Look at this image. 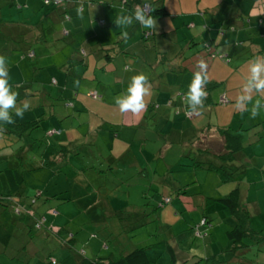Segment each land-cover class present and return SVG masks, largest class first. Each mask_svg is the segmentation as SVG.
I'll return each mask as SVG.
<instances>
[{
	"label": "crops",
	"instance_id": "obj_1",
	"mask_svg": "<svg viewBox=\"0 0 264 264\" xmlns=\"http://www.w3.org/2000/svg\"><path fill=\"white\" fill-rule=\"evenodd\" d=\"M159 1L164 5L166 3V0ZM122 5L129 11L135 8V6L132 9L129 8L121 0H62L59 5L56 0L47 5L44 0H0V35L10 40L8 57L17 56L15 61L14 58L9 59L8 68L15 65L20 73H22L21 67H24L26 71L42 70L41 73L35 72L30 81L25 79L15 83L16 88L13 91L19 94L17 103L22 104L27 100L30 102V108L34 109L37 106L40 109L49 110L43 127L49 132L57 129V133L53 136L59 133L62 136L61 141L66 146L72 144L71 149L78 147L81 139L80 134L76 132L78 128L75 129L74 122H71L68 117L76 110L77 105L82 107L79 109L82 110L81 114L86 112L87 103L107 111L103 114L97 112L92 114L91 130L93 125H99L107 118L112 120L113 114L119 112L114 97L126 92L131 77L137 73H144L151 85V96L146 98L147 104L158 103V108L163 106L168 109L181 106L188 110L184 103V94L193 73L197 70V62L203 58V53L205 54L203 48L213 58L210 64L207 63L208 77L210 83L214 84V87L208 91L210 101L216 99L213 89L220 82L225 85H221L216 90L219 96L217 100L226 108L233 106L235 97L241 91L242 86L229 85L231 76L224 77V75L233 70L229 65V59H226V54L230 58L235 54L234 42L241 37L245 23H249L248 19L245 21L244 18L247 17H244L243 13H240L239 23H234L232 26L227 21L216 22L211 19L219 14L214 6L207 8L210 11L209 16L200 14L202 9H198L197 12H195L196 9L179 11L174 17L168 16L167 13L156 17L157 26L153 36L144 38L146 30L139 24H134L127 29L129 39L125 42L121 35L122 30L114 23L116 14L122 11ZM32 6L37 11L40 9L43 11L36 22L32 21L35 14L33 11L31 15L25 14L30 8L33 10ZM77 9H80L79 14ZM166 9L168 12L169 8ZM255 12L258 14L257 19L261 20L264 10H255ZM235 18L238 19V15ZM101 19H104L106 23L101 24ZM210 20H212L211 25L207 24ZM205 24H207L206 27ZM201 25L203 30L193 33L195 28ZM66 30L67 33H65ZM246 33L244 31V34ZM208 41L211 42V48L205 46ZM200 42L203 44L202 51H199L202 55H191L193 50L189 51L190 47ZM35 44L38 45L36 48H34ZM251 45L253 52L248 63L256 55L264 56V44L253 41ZM198 46L201 47L200 44ZM219 48H223L220 52H224L225 56H217L211 52ZM186 53L191 55L190 60L185 57ZM41 75H45L46 79L43 80ZM217 75L223 76L224 79L219 77L216 79ZM35 79L38 80L36 89L33 84ZM52 79H55V83ZM50 82L53 83L52 87H49ZM237 88L240 91L233 95ZM85 92H91V94ZM94 94H97L96 98L93 97ZM41 100L44 101L43 104ZM203 110L190 119L192 124L180 122L178 118L171 122V129H174V125L181 123V127H178L176 132H180L183 137L188 136L179 140L183 147L178 154L181 156L182 152L188 150L189 140L194 136H206L216 150L223 148L220 128L227 129L240 137L242 141V149L234 160L238 168L235 179L229 181L230 184L227 186H222L216 172L195 169V172L202 176V183L209 180L213 185V189L209 191L211 195L196 196L195 194L192 198L193 205L196 207L195 213L192 212L194 210L184 211L180 208L182 203L187 202L185 200L176 201V206L170 207L169 210L168 205L160 206L154 219L161 224L153 229L150 222L136 223L145 221L139 217L146 212L141 209L131 210L135 213H129L133 222L130 224L137 233L133 235V238L123 234L116 247L110 242L111 220L101 219L102 222L109 219L106 225L100 226L102 234L89 236V246L85 247V250L81 251L76 247L71 250L75 255L76 264L83 256H88L90 259L99 256L116 258L135 247H146L151 260L160 262L162 257L163 263L165 262L164 253H168L169 264L171 262L169 259L172 260V257L169 251L163 248L162 242L173 247L175 253L173 264H203L204 260L201 259L209 256H215L219 264H264V239L257 241L251 236H243L238 242L229 237L228 231L234 228L236 218L228 213L220 202L221 197L230 190L236 189L239 203L250 213L247 225L264 235V109H261L260 115L255 119H250L249 114L245 112L244 116L236 118L238 125L230 120H222L227 117L224 111H219L221 117H217L214 122L211 119L207 120L201 116ZM121 116H128L132 120L136 117L131 113L121 114ZM147 153L151 157L154 156L150 160L151 163L156 158V151ZM166 167L168 165H165L164 169ZM185 171L192 173L191 169ZM153 173L155 174L156 171ZM210 176L213 179H209ZM184 178L187 181L180 183L190 185L193 176L180 177L181 180ZM220 186L222 187L219 189ZM105 228L109 229L105 230ZM116 229L117 232L120 229L118 224ZM6 234L11 241L13 235L7 232ZM74 235L75 233H72L70 236L74 237ZM43 237L45 236H40L42 239ZM60 242L62 243L63 240L60 239ZM65 243L63 244L66 245ZM152 248L156 250L151 257L150 249ZM51 259L56 260L53 257ZM0 260L1 264H21V259L17 258L14 263L12 259L11 262Z\"/></svg>",
	"mask_w": 264,
	"mask_h": 264
},
{
	"label": "rangeland",
	"instance_id": "obj_2",
	"mask_svg": "<svg viewBox=\"0 0 264 264\" xmlns=\"http://www.w3.org/2000/svg\"><path fill=\"white\" fill-rule=\"evenodd\" d=\"M165 5L166 8H169L168 16L170 17L176 16L179 11L192 9H196L195 12L202 9L200 14L209 16L210 11L207 8L214 6L219 14L211 19L216 22L219 20L222 22L227 21L230 26L239 23L240 13L247 17L244 19L245 21L248 19L249 23H245V28L241 31V37L234 42L236 44L235 54L228 58L229 65L233 70L224 75V77L231 76L229 85L242 86L247 76L248 61L253 52L251 42L264 44V27L259 25L258 14L255 12V10H264V0H166ZM32 8L33 10L30 8L25 14L31 15L33 11L35 14L32 21L36 22L40 19V14L43 11L41 9L37 11L33 6ZM236 15H238V19L235 18ZM212 20L207 24L211 25ZM207 24L204 26L206 27ZM201 28L202 25L201 27L197 26L193 33L200 31ZM244 31L247 33L244 34ZM57 40L60 41V39ZM9 43L10 40L6 36L0 35V55L7 57L8 64L9 59L14 58L15 61L17 58L16 55L8 57ZM199 44L201 47L198 46ZM36 46L38 45L35 44L34 48ZM202 48L203 44L200 42L192 45L189 51L193 50L191 55L195 56L202 55V52L199 51L204 50L205 54L203 53L202 59L210 64L213 58L210 57L211 55L205 48ZM218 50L219 52L223 51V48ZM191 55L185 54L187 60H190ZM33 62H36V60H33ZM21 69L22 73L18 71L15 65L8 68V79L13 90H15V83L18 81L25 79L30 81L35 72H42V70L33 71V69L26 71L24 67H21ZM207 71L209 72V65ZM41 77L43 80L46 79L45 75H41ZM215 77L216 79L218 77L224 79L221 75ZM37 82V79L33 82L34 89L37 88ZM52 84L50 82L49 87H52ZM221 85L224 86L225 84L220 82L213 89L216 99L204 105L201 116L214 122L217 117H221L219 111H224L227 117L222 120H230V122L238 125L236 118H241L245 113L235 110L233 106L226 108L225 105L219 103V100H217L219 97L218 91L216 90ZM239 91L240 89L237 88L233 95ZM85 93L91 94V92ZM32 98L34 99V96ZM43 103L44 101L41 100V104ZM17 104L20 105L21 103ZM86 106V112L81 114L82 110L79 109H82V107L77 105L76 110L68 116L71 122H74L75 129L78 128L76 132L80 134L81 139L78 142V147L73 149H71L72 144L67 143L69 145L67 147L72 151L55 168L43 167L31 171L25 170L24 167L19 166L18 157L20 155L7 150L6 142L0 140V236L2 238L7 237L4 240L0 238V253L5 254H0V259L3 261L11 262L12 259L14 260L12 263H14L17 258L21 259L22 264H51L48 260L53 257L58 261V264H76L75 255L71 252V249L76 247L81 251L85 250V247L89 246V236L92 234L100 236L102 234L100 226L106 225L109 219L111 220V230L109 232L112 236L110 242L116 247L123 234L133 238V235L137 233V230L133 229V225L129 226V223H133L129 213H135L131 210L141 209L146 212L139 217L145 221L136 223L150 222L151 228L154 229L155 226L161 224L154 219L161 207L168 205L169 210L170 207L176 206V201L180 200L182 202L185 200L187 202L182 203L180 208L184 211L186 209L194 210L192 212L195 213L196 207H194L192 200L195 194L196 196L198 194L201 196L211 195L209 191L213 189V185L209 180V182L202 183V176L195 172L194 168L191 167L192 173H187L184 167L180 166V168L176 165L181 158L178 152H181L183 147L179 140L188 136L183 137L180 132H176V129L181 127V123H179L180 125H174V129H171V122L178 118L180 122L192 124L190 119L194 116L189 117L186 108H181V106H178V108L169 107L170 109L163 106L158 108V103L147 104L146 110L140 117H135V120L130 119L128 116L122 117L121 114L125 113L119 111L117 114H113L112 120L107 118L101 124L93 125L91 130L92 114L96 112L103 114L107 111L102 108L98 109L90 103H87ZM36 116L42 124V127L36 130L39 137H46L50 143L56 146L65 144L61 141L62 136L59 133L47 137L43 127L45 115L39 107L35 106L34 109L32 107L28 109L22 119L15 117L13 112L15 121L31 120ZM86 121L87 123H83ZM1 133L2 131H0ZM12 139L15 140L13 137ZM152 151H156V158L150 163L154 156L151 157L147 152ZM26 158L29 165L34 162L38 163L40 160V157L33 156V150L29 151ZM181 163H184V159L181 160ZM165 165H168L166 169H164ZM154 171H156L155 174ZM198 172L201 173L200 170ZM192 176L190 185L180 183L181 181H187L185 178L181 180L180 177ZM209 179H213L212 176ZM221 183L222 186L230 184L223 181ZM37 191H42L43 194L38 197L36 196ZM17 194L20 196L17 197ZM166 197L170 199L168 203L165 202L167 204L163 203ZM35 198H37V201L32 204V200L34 201ZM156 203L157 206L155 207ZM159 204H161V207L158 206ZM27 205L32 207L35 211L34 214L24 208ZM16 206L21 211H18ZM50 208L56 210V212L51 211ZM145 214L147 215L144 216ZM40 217H44L47 222L55 226H64L65 229L69 230V236L75 233V242L70 243V246L64 245L63 243L66 241L61 243L60 237L55 235L53 237H43V239L36 236L35 242L27 243L22 234V232L29 234V229L26 227H32L33 234H39L49 228L47 226L42 230L38 229L35 220ZM103 218L109 219L102 222L101 219ZM116 224L120 228L119 234ZM113 226L114 230L112 231ZM108 229L105 228V230ZM6 232L13 234L11 241ZM23 245L25 247H22ZM33 250H37V253L34 254ZM155 250L154 248L150 249L151 257ZM164 257L165 262H161V257L160 263L168 264V253H164Z\"/></svg>",
	"mask_w": 264,
	"mask_h": 264
},
{
	"label": "trees",
	"instance_id": "obj_3",
	"mask_svg": "<svg viewBox=\"0 0 264 264\" xmlns=\"http://www.w3.org/2000/svg\"><path fill=\"white\" fill-rule=\"evenodd\" d=\"M121 1L125 2V0H121ZM52 2H54V0H52ZM144 3H147L148 5L152 7L154 11L151 12V15H154L155 17H159L161 15H165L168 13L165 5L159 0H152V1L150 0H126L125 4L129 8L132 9L133 6H136L137 4L143 5ZM105 23L106 22H104L103 24ZM259 25L264 27V14L262 16V19L259 20ZM67 32L68 31L66 30L65 33ZM153 35H154V32H153ZM150 37L151 36L145 37V34H144V38L148 39ZM205 46L206 47L208 46L209 48H211L212 47L211 42L208 41L205 44ZM211 52L217 56H225L224 53H221L219 51L212 50ZM226 57H227L226 59L229 58L227 54H226ZM52 82L55 83V79H52ZM212 87H214V84L208 83L206 85V91L208 92ZM96 96L97 94L93 97L96 98ZM209 101H210V97L208 93V97L205 100L204 105L209 103ZM51 104L53 105V103ZM42 111L45 116L49 115V110H45L43 108ZM187 115L189 117L194 116L193 114L192 115L189 114L188 110H187ZM0 127H2L3 129L2 133L0 134V140H3L6 142V145L8 147L7 150H10L12 153L13 152L18 153L20 155V157H18L19 166L24 167L25 170L28 169L31 171V170H36V169L43 168V167L55 168L57 164L63 161L66 158L67 154L72 151L65 144H60L56 146L50 143V141H48L46 137L44 136L39 137V134H37L36 130L40 129L42 127V124L40 123V119L38 117L33 118L31 120H26V121H15L14 124H6ZM56 130L57 129H53L52 130L53 133L50 134L51 131L49 132V130L45 129V133L47 137H51L50 135H54L55 133H57ZM220 132H221L220 138L222 139L223 148L221 147V149L216 150V147L214 146V144L211 141L207 140L206 136L205 137L194 136L189 140V144H188L189 148H187L188 150L182 152L181 158L178 160V163L176 165L179 167L180 166L184 167L185 169H191L192 167L194 169H206V170L214 171L219 175L221 181L223 182H229L235 179L238 168H237V165L234 164V160L237 158V154L242 149V141L240 140V137L233 134L227 129L220 128ZM12 137L15 139L14 141ZM218 147L220 146L218 145ZM29 149L31 151L33 150L34 157L36 156L40 157V160L38 163L32 161L34 163H30L29 165L28 162L26 161L27 159L26 156L30 151ZM182 159H184V163H181ZM215 160H217V162H215ZM14 162H16V160H14ZM41 194H43L42 191H37L36 196L39 197L41 196ZM16 196L18 197L20 195L17 194ZM36 201H37V198H35L34 201L32 200V204L36 203ZM169 201L170 199L166 197L164 202L163 201L162 202L165 203ZM220 202L223 204V207L227 210V212L230 213L231 215H234V217L236 218V224L234 228L228 231L229 237H231L232 239L238 242L243 236H251L257 241H262L264 239V235L261 232L255 231L247 225L250 219V213L242 204L239 203L238 193L236 189H233L232 191H230L229 193L221 197ZM154 206L156 207L157 203ZM158 206H161V204H159ZM16 207L18 211H21V209L18 206ZM24 208L28 210L29 212H32L33 214L35 213V211L32 209V207H29V205H27ZM51 211L56 212V210H53V209ZM35 221H36V225L39 230H42L44 229V227H47V226L49 228H46L44 231H41V233L39 234H33L32 227L30 226L26 227L29 229L28 230L29 234L23 233V232L22 234L24 235V239L27 243L31 244L32 242H35L36 239L40 237L41 235H44L45 238L53 237L56 235L57 237H60V239L63 240V242L66 241L67 242L66 245L68 246H70L69 244L71 242L72 243L74 242L75 238L73 236H69L70 232L68 229H65L64 226H55L52 223L47 222V220L44 217H40L36 219ZM161 244L164 249L169 251L172 257V260H170L171 262L169 261L170 262L169 264H173V260L175 258L173 247L167 244L166 242H162ZM32 252L36 254L37 250H33ZM52 260L53 259H49L48 261L51 264H56V260H55V263H53ZM201 260H204L202 261L203 264H219V261L217 260L215 256H209ZM202 262H199V263H202ZM22 263L23 262H21V264ZM77 264H163V263L151 260L147 253L146 247H135L129 252L120 254L116 258L99 256V257L90 259L86 256H83Z\"/></svg>",
	"mask_w": 264,
	"mask_h": 264
},
{
	"label": "clouds",
	"instance_id": "obj_4",
	"mask_svg": "<svg viewBox=\"0 0 264 264\" xmlns=\"http://www.w3.org/2000/svg\"><path fill=\"white\" fill-rule=\"evenodd\" d=\"M45 4L52 3V0H44ZM61 4L62 0H56ZM126 3V0H125ZM78 14L80 9H77ZM154 11L148 4H137L131 11L124 8L117 13L114 19L115 25L122 30L121 35L125 42L129 39L127 29L134 24H139L142 29L155 31L157 20L151 12ZM207 63L200 59L197 70L193 73L192 80L184 94V103L189 113L200 114L204 107V102L208 97L206 85L210 83L207 73ZM78 85V81L76 82ZM18 93L13 91L8 79L7 59L0 55V126L14 124L15 117L23 118L24 113L30 108V102L25 100L22 104H17ZM151 96V85L148 77L144 73H137L131 77L130 83L124 94L114 97L115 104L121 113H131L140 117L146 110L147 97ZM254 97H259L255 98ZM233 107L235 110L249 114L250 119H255L264 109V56H254L248 64L247 76L242 85L240 93L235 97ZM0 127V131H2Z\"/></svg>",
	"mask_w": 264,
	"mask_h": 264
},
{
	"label": "built area",
	"instance_id": "obj_5",
	"mask_svg": "<svg viewBox=\"0 0 264 264\" xmlns=\"http://www.w3.org/2000/svg\"><path fill=\"white\" fill-rule=\"evenodd\" d=\"M144 4H145V3H144ZM146 4H147V3H146ZM104 22H105L104 19H101V20H100V23H101V24H103ZM153 32H154V31H151V30L146 31V32L144 33V34H145V37L152 36V35H153ZM95 95H96V94H94V96H95ZM189 114H190V113H189ZM191 115H192V114H191ZM52 133H53V132L51 131L50 134H52ZM52 261H53V263H55V260H54V259H53Z\"/></svg>",
	"mask_w": 264,
	"mask_h": 264
}]
</instances>
